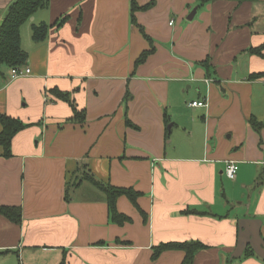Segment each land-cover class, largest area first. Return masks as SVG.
Returning a JSON list of instances; mask_svg holds the SVG:
<instances>
[{
  "label": "crops",
  "instance_id": "0c3cea01",
  "mask_svg": "<svg viewBox=\"0 0 264 264\" xmlns=\"http://www.w3.org/2000/svg\"><path fill=\"white\" fill-rule=\"evenodd\" d=\"M137 3L142 29L130 0H48L29 17L48 25L39 43L20 27L30 73L1 67L0 114L25 126L10 156L0 145V205L21 219L0 215V264H180L152 248L187 240L204 245L192 264H264L231 257L238 219H260L264 240V126L250 124H264V0ZM84 170L140 193L138 208L116 199L129 221H110Z\"/></svg>",
  "mask_w": 264,
  "mask_h": 264
},
{
  "label": "trees",
  "instance_id": "16d2710c",
  "mask_svg": "<svg viewBox=\"0 0 264 264\" xmlns=\"http://www.w3.org/2000/svg\"><path fill=\"white\" fill-rule=\"evenodd\" d=\"M198 5L201 6L212 0H195ZM48 3V0H13L6 8L4 15L0 23V77H2V66H7L11 69L14 66L24 65L27 59V53L21 46V36L20 27L27 20V18L35 11L44 8ZM146 8L140 7L137 0H130V18L134 24L135 17L134 11L138 9ZM137 25V24H136ZM138 26V25H137ZM139 29L142 27L138 26ZM48 25L44 22L31 27V36L34 42L39 43L43 41L46 37ZM147 40L149 38L144 35ZM264 45L255 49L254 52L261 54V50ZM153 47L141 52L139 57L135 61V65L144 62L146 57L152 52ZM52 94L57 98L68 100V95L62 93L58 90H53ZM73 119L75 121L84 120V111H78L75 106H72ZM126 123L130 125V122L126 120ZM0 145L4 148V156H10L11 140L16 132L22 129L25 124H23L18 119L12 118L5 114H0ZM250 124L253 128L257 129L260 126H264L263 123H256L254 120H250ZM88 180L93 185H95L99 190H101L106 198V203L108 206V215L111 222L117 223L119 225L130 218L122 213H119L116 209V199L124 195L129 201L137 207L136 199L140 195L139 192L132 188L112 186L108 183L102 182L100 179L94 177L85 170L81 173L79 181ZM138 208V207H137ZM142 213V211L140 210ZM0 215L6 217L8 220L19 223L21 219V209L16 206L10 205H0ZM204 245L197 240H187L184 242H171V243H160L152 248V258H157L163 251L170 249H179L184 252V257L180 264H192L196 252L203 248ZM244 257L256 256L254 251L250 246L246 247L243 252ZM63 264V262L61 263Z\"/></svg>",
  "mask_w": 264,
  "mask_h": 264
},
{
  "label": "water",
  "instance_id": "95a60500",
  "mask_svg": "<svg viewBox=\"0 0 264 264\" xmlns=\"http://www.w3.org/2000/svg\"><path fill=\"white\" fill-rule=\"evenodd\" d=\"M195 9H192L190 18H192ZM261 224L262 221L257 218L238 219L237 243L231 257L239 258L249 245L257 256L264 259V240L260 233Z\"/></svg>",
  "mask_w": 264,
  "mask_h": 264
},
{
  "label": "built area",
  "instance_id": "2783aa9c",
  "mask_svg": "<svg viewBox=\"0 0 264 264\" xmlns=\"http://www.w3.org/2000/svg\"><path fill=\"white\" fill-rule=\"evenodd\" d=\"M171 23L172 21L169 22V24ZM29 73H30V68L25 65L14 66L10 69V79H15L17 77L25 76L28 75ZM204 104H205L204 101H197V100L192 101L190 103V105L194 107H201ZM237 170H238V166L235 161L229 160L226 162L225 174L228 178L233 179L237 173Z\"/></svg>",
  "mask_w": 264,
  "mask_h": 264
},
{
  "label": "rangeland",
  "instance_id": "374dc122",
  "mask_svg": "<svg viewBox=\"0 0 264 264\" xmlns=\"http://www.w3.org/2000/svg\"><path fill=\"white\" fill-rule=\"evenodd\" d=\"M30 17V16H29ZM27 18V20L21 25V31H22V33H21V35L23 34V36H25L26 35V33H27V35L28 34H30V36H31V29H30V26H31V18ZM27 27V28H26ZM151 46L149 45L148 46V48H150ZM192 99H189V101H191ZM196 111H199V110H193V114L196 112ZM191 112V110L189 111V113ZM175 132H174V130H173V134H174ZM186 139L185 138H183V141H185ZM198 140L196 139V142H197Z\"/></svg>",
  "mask_w": 264,
  "mask_h": 264
}]
</instances>
